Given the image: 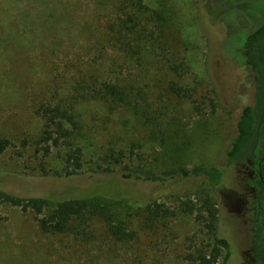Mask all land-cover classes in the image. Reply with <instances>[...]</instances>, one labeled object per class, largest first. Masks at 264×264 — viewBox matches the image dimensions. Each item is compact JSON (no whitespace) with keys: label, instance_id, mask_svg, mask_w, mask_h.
I'll return each mask as SVG.
<instances>
[{"label":"rangeland","instance_id":"obj_1","mask_svg":"<svg viewBox=\"0 0 264 264\" xmlns=\"http://www.w3.org/2000/svg\"><path fill=\"white\" fill-rule=\"evenodd\" d=\"M255 1L214 0L215 19L240 9L219 22L209 16L206 0H146L140 12L123 2V16L117 0H27L19 6L28 11L0 12V140L11 144L0 152V191L51 202L87 194L118 198L126 224L137 233L132 242L116 243L96 221L86 239L45 234L32 214L0 205V264H187L192 241L205 239L201 227L177 214L148 229L149 202L177 203L162 193L170 186L122 176H160L219 162L242 98L251 92L241 48L255 24ZM118 17L123 43L113 32ZM103 83L122 88L129 103L102 99L96 92ZM47 105H61L78 125L69 140L82 151L74 176L63 172L66 146L46 158L35 153L45 130L37 112ZM234 174L225 185L245 196V172ZM186 184L190 192L201 180ZM224 200L220 233L227 232L237 258L247 249L248 214L235 210L231 194Z\"/></svg>","mask_w":264,"mask_h":264},{"label":"trees","instance_id":"obj_2","mask_svg":"<svg viewBox=\"0 0 264 264\" xmlns=\"http://www.w3.org/2000/svg\"><path fill=\"white\" fill-rule=\"evenodd\" d=\"M2 1L0 0L1 13H9L13 9L20 12L29 10L19 6L20 2L27 0ZM117 1L121 16L123 2H128L139 12L146 9V0ZM206 1L205 9L213 22L223 21L226 16L240 12L234 6L223 12L222 19H215L211 8L214 0ZM253 3L255 24L247 29L241 48V71L243 77L249 80L251 92L242 98L243 105L236 116L234 135L219 162L193 168L181 167L160 176L142 175L135 171L122 176L147 186H170L162 193L165 198H175L177 203L170 207L163 202H149L145 208V226L148 229L177 214L193 217L201 227L205 239L200 245L192 241L186 257L187 264H232L237 258H243V264H264V0ZM118 20L117 29L113 30V27L111 30L118 35L116 41L123 43V18L118 17ZM128 22L134 23L135 20L128 17ZM244 81L242 79L243 83ZM101 88L96 93H101L102 99H110L121 105L129 103L128 95L119 86L103 83ZM173 91L179 97L191 98L183 89L173 88ZM37 113L45 120V130L35 153L41 152L42 157L46 158L53 149L60 150L62 146H66L68 151L62 156L63 172L67 177L76 175L82 167V151L73 142H69L78 128L73 116L61 105L43 106ZM10 145L9 141L0 140V152ZM27 145L28 142L24 141L23 146ZM235 171L245 172V188L252 189L244 191L245 196H237L225 185L232 181ZM191 179L201 180V184L189 192L186 183ZM226 194H231L233 200L238 202L235 210L243 209L248 214L243 239L247 249L237 258L236 247L229 240L227 232L225 231V236L220 233L221 207L228 205L224 200ZM120 202L118 198L90 194L51 202L46 198H22L0 191V205H8L23 213L32 214L39 229L45 234L72 235L86 239L89 235L88 228L97 221L102 223L104 234L116 243H129L135 240L137 233L126 224Z\"/></svg>","mask_w":264,"mask_h":264},{"label":"flooded vegetation","instance_id":"obj_3","mask_svg":"<svg viewBox=\"0 0 264 264\" xmlns=\"http://www.w3.org/2000/svg\"><path fill=\"white\" fill-rule=\"evenodd\" d=\"M247 189L250 190V191L252 190V189H250V188H247ZM229 240H230V239H229ZM230 241H231V240H230Z\"/></svg>","mask_w":264,"mask_h":264}]
</instances>
